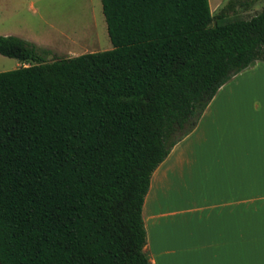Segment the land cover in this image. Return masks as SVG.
<instances>
[{
	"label": "trees",
	"instance_id": "obj_1",
	"mask_svg": "<svg viewBox=\"0 0 264 264\" xmlns=\"http://www.w3.org/2000/svg\"><path fill=\"white\" fill-rule=\"evenodd\" d=\"M100 1L110 50L56 57L0 36L27 64L0 72V264H151L153 173L223 85L264 63V8Z\"/></svg>",
	"mask_w": 264,
	"mask_h": 264
},
{
	"label": "crops",
	"instance_id": "obj_2",
	"mask_svg": "<svg viewBox=\"0 0 264 264\" xmlns=\"http://www.w3.org/2000/svg\"><path fill=\"white\" fill-rule=\"evenodd\" d=\"M228 2L208 0L211 14ZM254 6V0H240L231 13L250 18L264 8ZM190 146L195 159L177 153ZM192 171L196 196L155 208L170 180ZM142 214L151 264H264L263 62L218 90L193 132L153 173Z\"/></svg>",
	"mask_w": 264,
	"mask_h": 264
},
{
	"label": "rangeland",
	"instance_id": "obj_3",
	"mask_svg": "<svg viewBox=\"0 0 264 264\" xmlns=\"http://www.w3.org/2000/svg\"><path fill=\"white\" fill-rule=\"evenodd\" d=\"M254 2L252 11H259L264 7V0ZM249 15L251 14L243 17ZM5 34L47 48L56 57H74L112 48L100 0H0V36ZM51 59L52 57H48V60ZM21 66L27 64L0 55V72ZM194 150L195 146H190L185 150L178 149L177 153L195 159ZM184 176L183 179L174 177L170 180L168 189L158 193L160 203H156L155 208L167 210V204L180 202L185 196L189 199L196 196L199 191L195 183L197 175L192 171ZM189 177L194 179L193 183ZM189 203L195 204L188 201V206Z\"/></svg>",
	"mask_w": 264,
	"mask_h": 264
}]
</instances>
